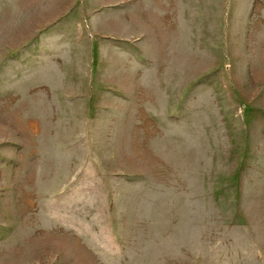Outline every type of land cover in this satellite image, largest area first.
I'll return each mask as SVG.
<instances>
[{"label":"rangeland","instance_id":"374dc122","mask_svg":"<svg viewBox=\"0 0 264 264\" xmlns=\"http://www.w3.org/2000/svg\"><path fill=\"white\" fill-rule=\"evenodd\" d=\"M0 264H264V0H0Z\"/></svg>","mask_w":264,"mask_h":264}]
</instances>
